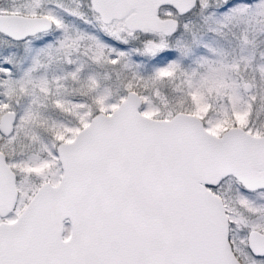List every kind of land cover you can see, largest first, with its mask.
Instances as JSON below:
<instances>
[{
	"label": "snow or ice",
	"instance_id": "6c2138e0",
	"mask_svg": "<svg viewBox=\"0 0 264 264\" xmlns=\"http://www.w3.org/2000/svg\"><path fill=\"white\" fill-rule=\"evenodd\" d=\"M0 264H264V0H0Z\"/></svg>",
	"mask_w": 264,
	"mask_h": 264
}]
</instances>
